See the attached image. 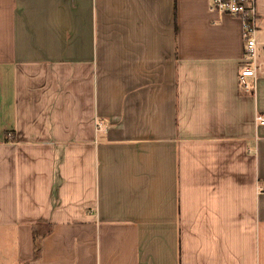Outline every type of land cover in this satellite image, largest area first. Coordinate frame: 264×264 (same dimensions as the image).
I'll list each match as a JSON object with an SVG mask.
<instances>
[{"label":"crops","instance_id":"crops-1","mask_svg":"<svg viewBox=\"0 0 264 264\" xmlns=\"http://www.w3.org/2000/svg\"><path fill=\"white\" fill-rule=\"evenodd\" d=\"M256 14L246 92L207 0H0V264H264Z\"/></svg>","mask_w":264,"mask_h":264},{"label":"built area","instance_id":"built-area-1","mask_svg":"<svg viewBox=\"0 0 264 264\" xmlns=\"http://www.w3.org/2000/svg\"><path fill=\"white\" fill-rule=\"evenodd\" d=\"M208 11L220 16L236 18L240 22L242 57L239 64L238 85L246 91H254L257 74L261 67L257 63L256 47V0H207ZM255 122L264 125V117L257 116ZM96 131H104L101 122L96 123ZM10 139V136H8ZM264 192V188L260 189Z\"/></svg>","mask_w":264,"mask_h":264},{"label":"trees","instance_id":"trees-1","mask_svg":"<svg viewBox=\"0 0 264 264\" xmlns=\"http://www.w3.org/2000/svg\"><path fill=\"white\" fill-rule=\"evenodd\" d=\"M38 249H39V245L38 242L35 240L34 238V234H33V257L36 258L37 254H38Z\"/></svg>","mask_w":264,"mask_h":264}]
</instances>
